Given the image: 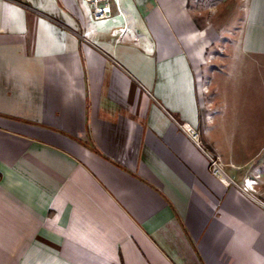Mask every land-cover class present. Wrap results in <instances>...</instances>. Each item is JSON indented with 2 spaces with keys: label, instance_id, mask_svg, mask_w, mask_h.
Wrapping results in <instances>:
<instances>
[{
  "label": "crops",
  "instance_id": "obj_1",
  "mask_svg": "<svg viewBox=\"0 0 264 264\" xmlns=\"http://www.w3.org/2000/svg\"><path fill=\"white\" fill-rule=\"evenodd\" d=\"M192 1L0 0V264H264V104L247 85L254 118H223L220 82L264 73V0L222 2L220 56Z\"/></svg>",
  "mask_w": 264,
  "mask_h": 264
},
{
  "label": "rangeland",
  "instance_id": "obj_2",
  "mask_svg": "<svg viewBox=\"0 0 264 264\" xmlns=\"http://www.w3.org/2000/svg\"><path fill=\"white\" fill-rule=\"evenodd\" d=\"M232 1L233 0H193L192 1V5L194 6L195 9L202 8L203 11L208 9V12L206 11L203 12V15L208 16L210 20H212L215 24L218 25V29L221 32V38L217 42H215L210 49L212 52L219 54L217 56H220V54L225 55V53H227V51L229 50L226 48L228 44L233 41L232 33L235 30V26L238 24V16H240V13L236 12V8L235 9L230 8L232 4H230V6L229 4H226V3H231ZM222 2H226L225 6L224 4H222ZM210 4L211 6L208 7ZM213 4H219V6ZM218 7H222V9L218 10ZM212 63H214L212 64V66L213 65L218 66L219 68L221 66H224L227 63V61L225 62V60L221 58L220 60H214V62ZM235 66H237L235 67V69L239 67L247 71H245L244 75L238 73L235 74L232 72L230 76H227L223 79L220 77L222 79L220 80V82L222 83L221 86H225L224 87L225 93L229 96V100L227 102L229 104L228 106H226L225 110L222 111L223 114L222 117L223 118L225 117L226 119L239 118L240 120L248 119L250 117L254 118L252 116L254 114V110L245 111L246 104H251V103H248V101H246L243 98V94L245 93L246 86L248 85V87L251 88V90L247 89L246 92H251V95L254 94L256 96V101L258 102L255 103L257 104V107L255 109H258L259 105L264 104V103H259L260 98L264 97V73L263 71L250 67V65L241 66L236 64ZM207 67H209L208 68L209 70L211 65L208 64ZM230 67L232 66L231 65L227 66V69L229 71L232 70V68ZM231 87H233L234 89L232 88V90L229 91ZM214 93L215 90L208 92L209 99L213 98ZM234 103L239 105V107L237 106L234 107L233 106ZM213 107H217V105ZM246 112H248V114H246ZM255 113L257 114V110L255 111Z\"/></svg>",
  "mask_w": 264,
  "mask_h": 264
},
{
  "label": "built area",
  "instance_id": "obj_3",
  "mask_svg": "<svg viewBox=\"0 0 264 264\" xmlns=\"http://www.w3.org/2000/svg\"><path fill=\"white\" fill-rule=\"evenodd\" d=\"M92 5V14L95 20L109 18L113 13L111 0H86ZM180 128L198 145L207 155L210 163L211 172L225 185H236L245 193L252 195L251 190L257 184L256 179H245V184H238L234 178L227 172L226 163L218 154L208 152L203 144L200 131L187 122L179 123Z\"/></svg>",
  "mask_w": 264,
  "mask_h": 264
}]
</instances>
